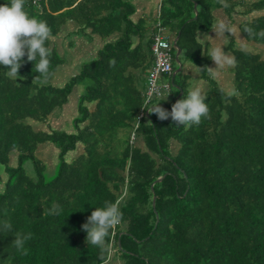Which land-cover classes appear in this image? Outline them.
Listing matches in <instances>:
<instances>
[{
	"label": "trees",
	"instance_id": "1",
	"mask_svg": "<svg viewBox=\"0 0 264 264\" xmlns=\"http://www.w3.org/2000/svg\"><path fill=\"white\" fill-rule=\"evenodd\" d=\"M226 2L162 0L160 16L148 23L146 15L135 20L132 0H25L24 10L54 38L46 44V82L34 81L39 73L27 56L17 81L0 66V223L12 225L0 232V264H264V0ZM213 5L243 17L239 30L250 48L227 44L234 94L208 74L211 45L199 39L216 22ZM159 21L177 37L174 71L179 47L209 84L210 118L199 126L175 127L150 112L139 117L143 108L170 111L190 85L191 76L177 71L168 82L171 104L156 97L145 106ZM249 27L254 35L244 32ZM85 38L95 46L91 58L55 83L67 62L62 50ZM83 83L85 91L74 95ZM70 104L69 119L52 124ZM48 143L58 154L54 175ZM105 201H119L123 217L107 238L110 254L88 246L82 230ZM54 203L63 211L48 215ZM16 233H31L20 251L11 245Z\"/></svg>",
	"mask_w": 264,
	"mask_h": 264
},
{
	"label": "clouds",
	"instance_id": "2",
	"mask_svg": "<svg viewBox=\"0 0 264 264\" xmlns=\"http://www.w3.org/2000/svg\"><path fill=\"white\" fill-rule=\"evenodd\" d=\"M224 7H228L226 0H218ZM25 0H9L8 3L0 5V66L7 69L5 75L13 80L19 79V72L26 62H35L34 70L39 73L35 80L46 82L50 75V55L51 48L47 47V42L54 37L48 24L36 17L30 16L24 10ZM216 34L215 40L223 39L225 33H230L239 38V32L226 26L223 22L215 25L212 29ZM244 32L254 35L252 28H245ZM264 37V30L258 33ZM241 50H244L243 48ZM216 65L215 68L207 67L208 74L215 78L218 70L226 65H231L232 60L225 54L222 47L215 46L208 50L207 55ZM109 66H115V60L109 61ZM33 81V82H34ZM185 96L177 100L168 111L160 105L155 109H149L152 114L157 115L161 121L171 119L175 127L199 126L204 118H210V110L205 103V97L198 86L189 88ZM63 211L59 204L54 203L48 215H59ZM122 213L119 201H105L103 207L95 208L91 215L87 217V222L82 225V230L87 233L85 243L95 246L102 252L111 253V246L107 244V238L118 226L122 224ZM12 225L8 221L0 223V232H9ZM31 239V233L26 235L16 233L12 246L18 251L22 250L27 240Z\"/></svg>",
	"mask_w": 264,
	"mask_h": 264
},
{
	"label": "rangeland",
	"instance_id": "3",
	"mask_svg": "<svg viewBox=\"0 0 264 264\" xmlns=\"http://www.w3.org/2000/svg\"><path fill=\"white\" fill-rule=\"evenodd\" d=\"M133 3L137 6H142L144 5H148V7L150 9H152V3L148 2V0L144 1L143 0H132ZM213 13L216 17V22L214 24L218 25L219 23L223 22L226 26L231 27L235 30H237L239 32V38L242 41H237L234 37L232 36L230 33H225V36L223 39L220 40H215L216 39V34L215 32L212 30L209 31H201L199 33V39L202 42H209L211 45V48L215 47V46H219L222 47L225 54L232 60V64L231 65H226L225 67H223L222 69L218 70V74L216 75V77L214 79L217 80L219 86L223 87L228 93L230 94H234L236 93L235 91V84H234V72H233V67H234V58L232 53L227 49V44L231 41L234 40L236 45L238 47L241 48H250L248 42L245 40V38L242 36L240 30H239V22L242 20V15L239 14V12L237 11V13H235L233 15V18L231 16H229L228 12L225 10V8H218L216 6H211ZM239 9V8H238ZM140 10V8L137 9V13H135V20L138 19V11ZM142 10H140L139 12H141ZM152 18H147V22L151 23L152 22ZM96 35L94 37H92L95 40V43L97 42L98 44V38L96 37ZM88 39H84L85 41V46H89L90 42L87 41ZM84 45L80 48H72L69 53H67V48L65 47L64 50H62L64 53H66L67 55V62L63 65H61L58 70L55 72L54 75V82L57 84H63L66 80H68L74 73H77L78 70L80 69L81 65L86 62L87 60H89V58H91V55L93 54V52H87V47H85ZM259 47V46H258ZM255 50V49H254ZM258 51V49H256ZM255 50V51H256ZM176 54H178V51L176 52ZM179 58H180V63L183 65L180 68V63L178 69H180L179 71L186 73V74H191V79L189 80V88L194 87V86H198L202 92V95H204V91L206 88H209V84L207 81H205L202 76H201V71H200V67L198 65H196L195 63H193L190 60H187L185 57V51H182L179 53ZM209 67L215 68L216 65L213 62ZM87 83V82H86ZM86 83L80 84L76 87L75 91H74V95L78 96L81 92L85 91V87H86ZM145 84V83H144ZM161 97V96H160ZM165 97V98H164ZM164 97L158 98L159 100L157 101H161L164 99H169V95L166 93ZM169 101V100H168ZM168 103L171 104V102L169 101ZM71 105V104H70ZM74 111L72 105L71 106H66L65 108V116H63L60 119H54L52 120V124L54 123L55 126H59L61 127L62 123L65 122V119H69L70 114H72V112ZM62 122V123H61ZM174 146L173 148L176 149L175 147H178V143L173 141L172 142ZM48 147L45 148V158L47 162H52L53 167H49L50 171H48L50 174L55 173L56 169H55V165H57V149L55 148L54 145H52L51 143L47 144ZM110 264H120V261L117 260H113Z\"/></svg>",
	"mask_w": 264,
	"mask_h": 264
},
{
	"label": "built area",
	"instance_id": "4",
	"mask_svg": "<svg viewBox=\"0 0 264 264\" xmlns=\"http://www.w3.org/2000/svg\"><path fill=\"white\" fill-rule=\"evenodd\" d=\"M153 34L151 50L154 59L148 73V88L145 95V106L150 104L152 99L162 96L165 90L170 89L169 83H160L161 76H171L175 72L171 49L173 45H176V41H172V39L164 33V28L160 21L157 23V32ZM149 109L150 108H143L139 117L141 118L147 115Z\"/></svg>",
	"mask_w": 264,
	"mask_h": 264
},
{
	"label": "crops",
	"instance_id": "5",
	"mask_svg": "<svg viewBox=\"0 0 264 264\" xmlns=\"http://www.w3.org/2000/svg\"><path fill=\"white\" fill-rule=\"evenodd\" d=\"M144 1H146V0H143V2ZM161 1L162 0H148V2H151L152 3V9H150L149 7H148V5H144L143 4V7L140 5V6H137L138 8H140V10H142L141 12H139L138 11V14L137 15H146L147 17H151V18H154V17H157V16H160V14H159V8H160V5H161ZM195 7H196V3H195ZM197 16V14L195 15V17ZM152 22H153V20H152ZM177 38V37H176ZM175 38V39H176ZM174 39V40H175ZM85 46L86 44H85V41H82V42H80V44H79V47L81 48L82 46ZM85 47H87L88 49H87V52H92V50H94V48H95V46L93 47V45H89V46H85ZM181 49V48H180ZM177 51H178V54H176V59H177V62L178 63H180V58H179V53L180 52H182V51H184V50H182L181 49V51H179V47L177 48ZM185 53H187V52H185ZM180 66H183L181 63H180ZM150 69V68H149ZM180 69H177L175 72H174V74L173 75H175L176 74V72L177 71H179ZM149 73V72H148ZM172 75V76H173ZM190 76H191V74H189ZM192 77V76H191ZM169 78H170V76H166V75H162L161 76V78H160V83H168L170 80H169ZM145 84L147 85V87H146V91H147V88H148V74H147V76H146V80H145ZM197 86V85H196ZM208 90V88H206L205 90H203L204 91V93L206 92ZM146 91H145V95H146ZM168 94L169 95V99H164L165 97V94ZM183 95V91L181 90L180 91V94L178 95V97H177V99L179 98V97H181ZM161 97H164L163 98V100H161V103L162 104H164V101H166V102H172L173 101V90L170 88L169 90H167V92H165V93H163L162 94V96ZM160 97V98H161ZM159 100V99H158ZM169 100V101H168Z\"/></svg>",
	"mask_w": 264,
	"mask_h": 264
},
{
	"label": "water",
	"instance_id": "6",
	"mask_svg": "<svg viewBox=\"0 0 264 264\" xmlns=\"http://www.w3.org/2000/svg\"><path fill=\"white\" fill-rule=\"evenodd\" d=\"M179 51H181V49H180V48H179ZM180 68H181V66H180ZM120 172H121V173H123V171H122V170H120ZM159 179H160V178H159ZM154 199H155V198H154Z\"/></svg>",
	"mask_w": 264,
	"mask_h": 264
}]
</instances>
